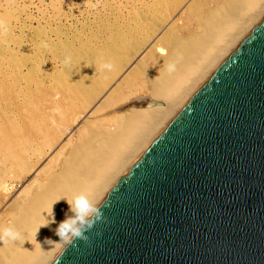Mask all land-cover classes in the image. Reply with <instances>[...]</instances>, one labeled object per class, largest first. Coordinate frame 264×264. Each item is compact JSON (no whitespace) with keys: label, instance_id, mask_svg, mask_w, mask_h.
Here are the masks:
<instances>
[{"label":"bare ground","instance_id":"6f19581e","mask_svg":"<svg viewBox=\"0 0 264 264\" xmlns=\"http://www.w3.org/2000/svg\"><path fill=\"white\" fill-rule=\"evenodd\" d=\"M118 1L107 0L117 18L101 37L50 47L62 66L37 82L27 55L20 61L0 48V228L21 233L0 244V264H52L65 248L44 242L58 241L57 224L73 215L60 198L102 204L264 19V0ZM31 173L30 187L7 205L14 183ZM52 214L56 223L40 227Z\"/></svg>","mask_w":264,"mask_h":264},{"label":"water","instance_id":"95a60500","mask_svg":"<svg viewBox=\"0 0 264 264\" xmlns=\"http://www.w3.org/2000/svg\"><path fill=\"white\" fill-rule=\"evenodd\" d=\"M52 264H264V19Z\"/></svg>","mask_w":264,"mask_h":264},{"label":"rangeland","instance_id":"374dc122","mask_svg":"<svg viewBox=\"0 0 264 264\" xmlns=\"http://www.w3.org/2000/svg\"><path fill=\"white\" fill-rule=\"evenodd\" d=\"M211 1L217 2L218 0ZM118 2L125 4L128 1L119 0ZM107 3V0H0V48L13 50L15 57L20 61L27 55L29 61L36 65L37 71L34 80L37 82L40 78H44L47 73H51L52 69H60L62 66L60 59L54 58L49 51L50 47L58 43L76 47L91 35L99 34V37L103 35L104 23L114 22L117 18L116 9L112 11V9L107 8ZM182 16V11H179L175 14V19ZM21 48L23 50H20ZM129 98L132 99L127 101L128 104L126 102L121 105L125 108L122 111L128 109L130 102L136 98L138 100L139 97L135 95V99L133 97ZM155 102H158V100ZM45 163L46 161L43 164L46 165ZM34 175L36 176V173L28 174L24 179L14 183L7 205L13 204L15 198L25 192L27 187H30L32 182L29 181L34 180Z\"/></svg>","mask_w":264,"mask_h":264},{"label":"clouds","instance_id":"9594fccd","mask_svg":"<svg viewBox=\"0 0 264 264\" xmlns=\"http://www.w3.org/2000/svg\"><path fill=\"white\" fill-rule=\"evenodd\" d=\"M70 63L69 60L65 61V64ZM114 65L111 62H105L100 65L101 69H107L111 71ZM168 70H172V65H168ZM68 205V211L73 215L69 216L65 213L64 220L57 224L55 229V235L59 237L58 241L46 239L45 244L54 246L56 244H62L64 248L71 245L74 240H87L86 232L90 231L94 225L103 218L101 212V204L97 205L93 199L85 195H78L73 199L67 197H61ZM59 199V200H60ZM57 200L56 202H58ZM51 223H56L55 217L52 214L51 220L40 227H48ZM21 239V233L14 227H2L0 228V244H7L10 241L16 242Z\"/></svg>","mask_w":264,"mask_h":264}]
</instances>
